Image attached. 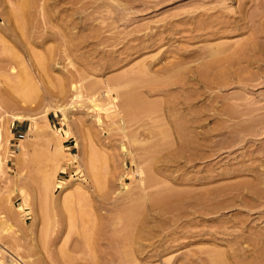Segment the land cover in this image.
<instances>
[{
  "label": "rangeland",
  "instance_id": "374dc122",
  "mask_svg": "<svg viewBox=\"0 0 264 264\" xmlns=\"http://www.w3.org/2000/svg\"><path fill=\"white\" fill-rule=\"evenodd\" d=\"M20 1L0 0V264H213L217 251L264 264V0H32L26 13ZM250 40L248 59L231 60ZM131 87L150 100L180 95L175 116H195V149L182 153L176 132L174 146L157 145L148 117L150 132L143 119L123 130L115 114ZM150 147L154 172L175 185L164 216L134 172ZM139 194L155 234L131 252L118 215ZM87 208L102 221L93 248L73 215Z\"/></svg>",
  "mask_w": 264,
  "mask_h": 264
},
{
  "label": "bare ground",
  "instance_id": "6f19581e",
  "mask_svg": "<svg viewBox=\"0 0 264 264\" xmlns=\"http://www.w3.org/2000/svg\"><path fill=\"white\" fill-rule=\"evenodd\" d=\"M126 1V0H125ZM135 1V0H134ZM133 1V2H134ZM19 2V1H18ZM72 2V1H71ZM89 2H90V0H89ZM131 2V1H130ZM132 2V3H133ZM137 2V1H136ZM135 2V3H136ZM145 2H148V1H145ZM159 2V1H158ZM158 2H156V4L158 3ZM20 3H21V5H20ZM20 3H18L20 6L18 7L19 8V10L22 12V13H26L27 12V10H29V8L31 7V3H32V0H21L20 1ZM85 3H87V2H85ZM119 3V2H118ZM132 3H131V5H132ZM82 4V3H81ZM84 4V3H83ZM101 4V3H100ZM144 4V3H143ZM256 4V3H255ZM88 5V4H87ZM129 5V4H128ZM134 5V4H133ZM141 5V4H140ZM146 5V4H145ZM148 5V4H147ZM137 6V5H136ZM95 7V6H94ZM132 7V6H131ZM89 8V7H88ZM259 14V13H258ZM20 16H22V15H20ZM211 16H213V14H211ZM222 17V16H221ZM22 18V17H21ZM220 18V17H219ZM190 19V18H189ZM209 19H211V18H209ZM221 19V18H220ZM19 20V19H18ZM212 20V19H211ZM208 22H210V21H208ZM25 23V22H24ZM23 25V24H22ZM18 26V25H17ZM24 26H26V25H24ZM112 28V27H111ZM101 35V34H100ZM139 39V38H138ZM146 39V38H145ZM254 39V38H253ZM144 41V40H143ZM148 41V40H147ZM153 41V40H152ZM154 43V42H153ZM157 43V42H156ZM255 43L256 42H253V40H250L248 43H246V45H245V48H242V49H244L243 51L242 50H239V51H237V52H235L233 55H232V57L233 58H231V60H234V59H244V58H247L248 57V55L246 56V51H245V49L247 48V46L248 45H251V46H253V45H255ZM143 44V47H144V43H142ZM146 45V44H145ZM152 45V44H151ZM154 45H155V43H154ZM153 45V46H154ZM131 46V45H130ZM129 46V47H130ZM134 46V45H133ZM138 46H139V44H138ZM132 47V46H131ZM146 47V46H145ZM134 48V47H133ZM135 48H138L137 46H135ZM252 48V47H251ZM128 49V48H127ZM130 50H132V48L130 49ZM127 51V50H126ZM138 51V50H137ZM136 50H135V52H137ZM130 52V51H129ZM132 52V51H131ZM249 52V51H248ZM125 53H127V52H125ZM137 54V53H136ZM68 55V54H67ZM129 55H133V54H129ZM251 55V54H250ZM127 56V55H126ZM183 56V55H182ZM194 56V55H193ZM128 57V56H127ZM129 57H131V56H129ZM191 57V56H190ZM185 59H186V57H184ZM179 59V58H178ZM177 59V60H178ZM248 59V58H247ZM251 59H253V58H251ZM251 59H249V60H251ZM181 59H179V61H177V62H180V63H182V61H180ZM248 60V61H249ZM175 63H176V61H175ZM184 63V62H183ZM173 64V63H172ZM174 65H176V64H174ZM173 65V66H174ZM170 66V65H169ZM180 66H181V64H180ZM168 67V66H167ZM173 68V67H172ZM183 68V67H182ZM170 69H171V66H170ZM170 69H165V70H169L170 71ZM165 70H163V71H165ZM173 70H176L175 68L173 69ZM180 70V69H179ZM178 71V69L176 70V71H173V73H171V71H170V73L171 74H169L170 76H169V79L170 78H175L174 77V73L175 72H177ZM168 72V71H167ZM71 73V72H70ZM169 73V72H168ZM241 73V72H240ZM22 74V73H21ZM145 73H142V75H141V73H140V75L142 76H140L139 75V73H138V75L140 76V78H142L143 80L145 79V78H148V77H146V75H144ZM173 74V75H172ZM176 74V73H175ZM137 75V74H136ZM172 75V76H171ZM177 75H178V73H177ZM181 75V74H180ZM179 75V78L181 77ZM191 75V74H190ZM127 76V75H126ZM126 76H124V78L126 77ZM129 76V75H128ZM128 76L125 78V81H126V79L127 80H129V81H126V85L125 86H130L131 85V82H132V85H134L135 86V84H138V83H141V81H143L142 79H140V80H137L138 78H135L134 77V74H132V77L131 78H135L134 80L136 81H140V82H137V83H135V81L134 80H132L131 81V78L130 79H128ZM131 76V75H130ZM129 76V77H130ZM192 76H193V73H192ZM194 76H195V73H194ZM193 76V77H194ZM22 77V76H21ZM85 76H83L81 79L83 80V79H85L84 78ZM166 77V76H165ZM167 77H168V75H167ZM23 78V77H22ZM179 78H178V83H180L181 84V81H183V80H181L180 82H179ZM182 79H184L185 80V78H183V77H181ZM91 79V78H90ZM151 78L149 77V80H150ZM153 79V81H155L154 79H156V80H159V79H157V78H152ZM165 79V78H164ZM167 79V78H166ZM167 80L166 82L168 83V81H170V80ZM61 80V79H60ZM111 80V79H110ZM110 80L108 81V82H110ZM113 80V79H112ZM145 80H147V79H145ZM173 80V79H172ZM177 80V79H176ZM115 81V80H114ZM113 81V82H114ZM131 81V82H130ZM148 81V80H147ZM147 81H145L146 83H147V85L150 83V82H147ZM152 81V80H151ZM160 82H159V84L158 85H160V83L162 82V79L161 80H159ZM144 82V81H143ZM165 82V81H164ZM174 83L176 82L177 83V81H173ZM188 82V81H187ZM74 83V82H73ZM128 83H129V85H128ZM134 83V84H133ZM146 83H142V84H145L146 85ZM153 82H151V84H152ZM155 83H156V81H155ZM183 83V82H182ZM26 84V83H25ZM71 84H72V82H71ZM157 84V83H156ZM162 84V86L164 87V85H166V83L163 85V82L161 83ZM170 84H172L171 82H170ZM169 84V85H170ZM184 84H185V82H184ZM187 84V83H186ZM189 84V83H188ZM183 85V84H182ZM74 86H76V87H74ZM134 86H132V87H134ZM154 86V85H153ZM153 86H151L150 88H154ZM157 86V85H156ZM155 86V87H156ZM72 87H74L75 88V90L77 89V90H79V88L81 89V86H79L78 84H77V82H76V84L75 85H73L72 84ZM79 87V88H78ZM131 87V89L127 92L128 94L125 96V100H124V102L121 104V107L119 108H117L118 110H117V114H115V115H118V117H119V119L117 118L116 120H120V122H121V126L123 127V130H124V128L127 126V125H130V124H133L134 125V123L136 122H138L139 120H141L142 121V119H143V121H142V123L140 122L139 123V125H147V123H146V121L149 123V124H151V121L152 122H154V121H156V122H158V124L157 123H155V124H157V126L158 127H155V125L154 124H151V126H154V127H151V128H155V130L154 129H151V130H154V131H151V133H158L160 136H161V138H162V140H160L161 138H152V141L153 140H156L155 141V143L156 142H162V144L160 143V147L162 146V148L164 147V144H167V145H169L170 146V144H172V142H174L175 140L174 139H172L173 138V133L174 132H176V133H179V135H180V137L181 138H179L180 140H181V143H180V146H181V152L183 151V150H185V149H188V148H193L194 147V149H195V145L197 144L196 142L198 141V139L196 138L195 139V135H194V133L193 132H191V131H189V130H191L192 129V127L191 128H189V126H193V125H195V116L194 117H189L188 115L190 114H188V115H184V114H178V117H177V115L175 116V113H177L176 111H175V104L177 103V100H179V98H177L178 96H180V95H178V96H175V95H177V94H173L172 96H170L169 94V96L170 97H167V98H162V99H160V100H150V99H148V97H147V95H143L142 93H140L139 92V90L138 91H136L135 90V88L133 89ZM137 87V86H136ZM144 87H146V86H144ZM159 86H157V88H158ZM160 87H161V85H160ZM163 87H161V88H163ZM103 88V87H102ZM137 88H142V87H137ZM147 88H149V87H147ZM83 89V88H82ZM107 89H109V88H107ZM112 89V88H111ZM144 89V88H143ZM142 89V90H143ZM151 89V90H152ZM155 89V88H154ZM181 89V88H180ZM161 89H159V91L158 92H163V91H160ZM183 90V89H182ZM81 91V90H80ZM77 92V91H76ZM113 92H115V91H113ZM143 92V91H142ZM152 93H154V92H152ZM157 93V92H156ZM186 94L188 93V92H185ZM192 93V92H191ZM77 94H78V92H77ZM155 94V93H154ZM167 94V93H166ZM194 94V93H193ZM80 95V94H79ZM94 95V94H93ZM162 95V94H161ZM167 95V96H168ZM183 95H184V93H183ZM76 96H78V95H76ZM99 96V95H98ZM106 96H107V94H106ZM115 97L114 95H111V97ZM193 96V95H192ZM110 97V96H109ZM110 97V98H111ZM165 97H166V95H165ZM187 97H188V101H189V99H190V97L187 95ZM195 97V96H194ZM117 97H115V99H116ZM182 98V97H181ZM183 99H186V98H184L183 97ZM122 100V99H121ZM191 101V100H190ZM179 104V103H178ZM181 104V103H180ZM179 104V105H180ZM182 104H185V103H182ZM186 104H188V103H186ZM178 105V106H179ZM191 107H192V104L190 105ZM189 105H188V107L189 108H191ZM164 107V109L166 110L165 111V118H162L161 117V113H162V111H164L162 108ZM187 107V108H188ZM96 108V107H95ZM100 108V107H99ZM187 108H185V106H184V109H186L187 110ZM188 108V109H189ZM194 108V107H193ZM192 108V109H193ZM97 109V108H96ZM195 109V108H194ZM253 109V108H252ZM176 110H179V109H176ZM185 110V111H186ZM255 110V109H254ZM193 111V110H192ZM190 112V111H189ZM187 114V113H186ZM114 115V116H115ZM192 115H194V114H192ZM111 116V115H110ZM164 116V115H163ZM188 116V117H187ZM191 116V115H190ZM112 117V116H111ZM116 117V116H115ZM148 117V119L150 120V122H149V120L147 119L146 121H145V123H144V119H146ZM114 118V117H113ZM112 118V119H113ZM151 118H152V120H151ZM135 123V125H137ZM191 124V125H190ZM143 125V126H144ZM145 125V129H147V126L149 127V125H147L146 126ZM130 126H132V125H130ZM137 127V126H136ZM127 128H128V126H127ZM133 129V128H132ZM141 129V128H140ZM149 130V132H150V127L148 128ZM156 129H158L157 131H156ZM40 130V129H39ZM194 130H195V128H194ZM41 131V130H40ZM128 131H129V129H128ZM135 131V130H134ZM192 131H193V129H192ZM141 132V131H140ZM191 132V133H190ZM144 132L142 131V134H143ZM155 133H154V135H155ZM157 133H156V135H157ZM41 134V133H40ZM136 134V133H135ZM145 134V133H144ZM148 134V133H147ZM146 134V135H147ZM190 134H193V135H190ZM48 135V134H47ZM153 135V134H152ZM54 136V135H53ZM136 136V135H135ZM149 137H150V135H149ZM148 137V138H149ZM178 138V137H177ZM157 139H159L158 141H157ZM135 140V139H134ZM174 140V141H173ZM172 141V142H171ZM139 142V141H138ZM154 143V142H153ZM152 143V144H153ZM169 143V144H168ZM55 144V143H54ZM157 144V143H156ZM158 145V144H157ZM166 145V146H167ZM156 146V145H155ZM166 146L164 147L165 149H166ZM169 146H168V148H169ZM172 146H174V144H172L171 145V147ZM157 147V146H156ZM178 148V147H177ZM152 149V150H151ZM155 149V148H154ZM154 149L153 148H151L150 147V149L146 152V154L144 155V159L146 160H144L145 161V164L147 165V168L146 169H144L145 168V166H144V168H142V169H139L140 168V165H137V166H139V168H137V170H134V172L136 171V172H138L139 173V182L138 183H143L145 180H147L148 181V183H147V181H145L146 183H147V185H143V190L141 189V187L140 186H142V184L141 185H139L138 184V186H139V188L141 189V191L143 192V195L142 196H144V197H147V199L146 200H148L149 199V201H151V206L152 207H156V208H159V210L161 211V213H162V215H163V213L166 215V213H167V211H170V209L172 210V208H173V210H175L174 208L175 207H173V204H171L169 201L171 200V198H172V196L173 197H175V193H176V190H174L173 189V187L175 186H170V184H167L169 187H171L170 189L168 188L167 189V187H165V185H166V183H167V181L168 180H166V178H163V176H162V178L163 179H160V175L158 174V173H156V172H154L155 170H153L154 169V166L156 165L155 164V160H154V155L156 154L155 152H154ZM159 149V148H158ZM164 149V150H165ZM169 150V149H168ZM177 150V149H176ZM191 150V149H190ZM156 151V150H155ZM161 151H163L162 149H161ZM174 151V150H173ZM179 151V150H178ZM180 151L178 152V154H182V153H180ZM98 152V151H97ZM169 152H171V150H169ZM168 152V153H169ZM187 152V151H186ZM185 152V153H186ZM191 152V151H190ZM194 152H195V150H194ZM144 153V152H143ZM155 153V154H154ZM172 153V152H171ZM171 153H169V155L171 154ZM176 154H177V152H175ZM193 153V152H192ZM99 154V153H98ZM154 154V155H153ZM176 154H175V156H176ZM187 154H188V152H187ZM191 155V154H190ZM194 155V154H193ZM193 155H191V157L193 156ZM134 156V155H133ZM133 156H132V158H133ZM156 156H158V155H156ZM184 156V155H183ZM161 157V156H160ZM173 158H174V156H172ZM40 158V157H39ZM105 158H107V156L105 157ZM104 158V159H105ZM169 158V157H168ZM186 158H189V155H188V157L186 156ZM98 159V158H97ZM107 160V159H106ZM105 160V161H106ZM189 160H190V158H189ZM167 161V160H166ZM165 161V162H166ZM171 161H172V159H171ZM191 161V160H190ZM193 161V160H192ZM141 162H143L142 160H141ZM158 162V161H157ZM168 162V161H167ZM93 163H94V161H93ZM138 163V162H137ZM188 163V162H187ZM143 164V163H142ZM176 164V163H175ZM179 164V163H178ZM184 164V163H183ZM144 165V164H143ZM160 165H162V164H160ZM179 165H182V164H179ZM193 165V164H192ZM166 166V165H165ZM164 166V167H165ZM173 166V165H172ZM177 166V165H176ZM182 166H184V165H182ZM188 166H190V165H188ZM92 167L94 168V169H101L99 166H96V164H92ZM178 167V166H177ZM177 167H175V168H177ZM159 168H160V166H159ZM162 168V167H161ZM173 169V171L174 170H176V169ZM181 168V167H180ZM179 168V169H180ZM184 168V167H183ZM190 168V167H189ZM128 169V168H127ZM156 169V168H155ZM167 169H169V166H168V168ZM167 169H166V171H167ZM178 169V170H179ZM194 169V168H193ZM145 172H144V171ZM158 170V169H157ZM159 170H161V169H159ZM163 170H165L164 168H163ZM185 170V169H184ZM183 170V171H184ZM191 170V169H190ZM147 171V172H146ZM170 171V170H169ZM169 171H167L168 172V174H169ZM142 172H144L145 173V175L146 174H148V175H144L145 177H147V176H150V177H148V179L146 178V179H144V177L142 176ZM191 172V171H190ZM189 172V173H190ZM143 173V174H144ZM154 173H156V174H158L157 176L155 175V177L157 178V177H159V178H157L160 182L158 183V182H156V181H153V180H151V179H155L154 177H153V174ZM166 173V172H165ZM173 173V172H172ZM174 173H176V171L174 172ZM184 173V172H183ZM186 173H187V171H186ZM95 174L98 176V182H99V186H100V184H101V182H102V172L101 171H99V170H97V172H95ZM137 174V173H136ZM163 173H161V175H162ZM164 175V174H163ZM166 175V174H165ZM186 175V174H185ZM194 175V174H193ZM173 176V175H172ZM180 176H181V174H180ZM187 176H188V174H187ZM96 177V176H95ZM182 177H183V175H182ZM190 177V176H189ZM195 177V176H194ZM169 178V177H168ZM184 178V177H183ZM183 178H181V181H182V179ZM164 179H165V181H164ZM185 179H187V177L185 178ZM190 179V178H189ZM152 181V182H155L154 184L152 183H149V181ZM157 180V181H158ZM161 180H163V181H161ZM178 180H180V179H178ZM184 180V179H183ZM150 181V182H151ZM185 181V180H184ZM189 181V180H188ZM145 182H144V184H145ZM163 182H165V183H163ZM174 182V181H173ZM160 183H162L163 184V186L161 187V188H166V189H163V190H161V189H159L152 197H149V192H148V190H147V187L149 186V184H150V186H154L155 184H156V186H161V184ZM183 183V182H182ZM181 183V184H182ZM187 183V182H186ZM106 184V183H105ZM158 184V185H157ZM165 184V185H164ZM191 184V183H190ZM183 185V184H182ZM98 186V187H99ZM149 186V187H150ZM190 186V185H189ZM192 186H193V184H192ZM184 187V186H183ZM176 188V187H175ZM180 188V187H179ZM188 188V187H187ZM186 189V188H185ZM185 189H184V192H182L183 190H181V189H179L178 191H180V192H182V193H179V192H177V194H183V193H185ZM157 190V189H156ZM140 192V191H139ZM40 193V192H39ZM186 194H187V192H186ZM189 194V193H188ZM140 195V194H139ZM183 196V195H182ZM107 197H109V196H107ZM177 197V196H176ZM181 197V196H180ZM129 198V197H128ZM136 198V197H135ZM142 197H141V195L138 197V198H136L135 200H134V202L132 203V204H130V205H128V206H125L120 212H119V215H118V218L122 221V228L118 231V239H120L121 241H123L129 248H130V250H132L131 252H133L134 250H135V248L134 249H132V246H135V242L137 243L140 239H144V240H146V239H151V238H154L153 236H154V234L155 233H153V232H147V233H145V231H144V228H145V226H147V221H148V218L145 216V215H142V212H143V209H144V206H145V204H144V202L142 201V199H141ZM178 198H179V196H178ZM187 198V197H186ZM181 199V198H180ZM179 199V200H180ZM190 199V198H189ZM148 201V202H149ZM175 200H173V203H175L174 202ZM122 202V201H121ZM182 202H184V201H182ZM181 202V203H182ZM180 204V203H179ZM187 204H188V201H187ZM191 204V203H190ZM194 204V203H193ZM192 204V205H193ZM149 205H150V203H149ZM177 205V204H176ZM87 207H89V205L87 206ZM178 207V206H177ZM176 207V208H177ZM184 207V206H183ZM182 207V208H183ZM185 208V207H184ZM178 209V208H177ZM158 210V211H159ZM172 210V211H173ZM178 210H180V209H178ZM186 210V209H185ZM188 211V210H187ZM171 212V211H170ZM173 212H175V211H173ZM172 212V213H173ZM190 212H192V211H190ZM194 212V211H193ZM159 213V212H158ZM177 213H178V211H177ZM180 213H183V212H180ZM185 213V212H184ZM189 216L191 215V214H189L188 212H186ZM52 214V213H51ZM97 214V213H96ZM96 214H94V212L91 210H89L88 208L87 209H84V210H82L80 213H74L73 215H74V218L75 219H79L80 220V222H84L85 223V225H83L82 226V230H80L79 231V233H81L82 235H83V237L82 236H80L81 234H79V236L80 237H82L83 239V242H84V240L87 242V244H88V248H93L94 247V244L97 242V239H98V237H100V235H99V233H98V230L100 231V229H102V221L100 220L101 218L100 217H98L99 215L97 214V216H94V215H96ZM167 215H168V213H167ZM184 215V214H183ZM116 216H117V214H116ZM164 216V215H163ZM172 216H175L174 214L172 215ZM172 216H170V217H172ZM186 216V215H185ZM97 217V218H96ZM176 217V216H175ZM179 217V216H178ZM166 218H167V216H166ZM187 218V217H186ZM168 220H170V219H168ZM172 220H173V218H172ZM180 220V219H179ZM98 221V222H97ZM174 222H175V220H173ZM79 222V223H80ZM178 222V221H177ZM180 223V222H179ZM80 226L79 227H81V225H82V223L81 224H79ZM79 229H81V228H79ZM182 230H183V228H182ZM77 233V232H76ZM78 234V233H77ZM160 234V233H159ZM77 236V235H76ZM158 236V235H157ZM165 236H167V235H165ZM172 237V236H171ZM115 238H116V236H115ZM114 238V239H115ZM117 239V238H116ZM171 239V238H170ZM172 239H173V237H172ZM80 240H81V238H80ZM148 240V241H149ZM117 241V240H116ZM82 242V241H81ZM120 242V241H119ZM150 242V241H149ZM83 244V243H82ZM148 244H150V243H148ZM148 244H146V243H142L140 246L142 247V249H147V247H148ZM83 246V245H82ZM85 246V245H84ZM150 246H152L151 244H150ZM125 247V246H124ZM140 247V248H141ZM85 248H87V245H86V247ZM87 250V249H86ZM92 251V250H91ZM127 251V250H126ZM129 251V250H128ZM122 253V252H121ZM217 255L218 256H216V258L213 260V259H211V260H213V262L210 260V262L211 263H213V264H229V262H228V260L226 259V256H225V253L224 252H219V251H217ZM215 256V255H214ZM213 256V257H214Z\"/></svg>",
  "mask_w": 264,
  "mask_h": 264
},
{
  "label": "crops",
  "instance_id": "0c3cea01",
  "mask_svg": "<svg viewBox=\"0 0 264 264\" xmlns=\"http://www.w3.org/2000/svg\"><path fill=\"white\" fill-rule=\"evenodd\" d=\"M21 125V126H20ZM22 127V124H18L17 126H16V132L17 133H22L23 131L21 130V129H19L18 127Z\"/></svg>",
  "mask_w": 264,
  "mask_h": 264
}]
</instances>
